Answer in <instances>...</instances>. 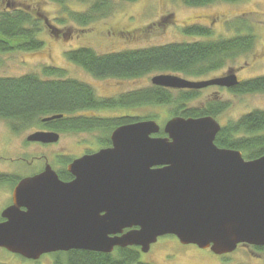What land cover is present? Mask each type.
Instances as JSON below:
<instances>
[{
    "label": "water",
    "instance_id": "obj_1",
    "mask_svg": "<svg viewBox=\"0 0 264 264\" xmlns=\"http://www.w3.org/2000/svg\"><path fill=\"white\" fill-rule=\"evenodd\" d=\"M152 83L202 89L232 87L238 79L158 74ZM220 129L212 116H176L163 127L164 137L157 136L156 120H141L115 128L111 146L72 160V180L48 163L15 187L13 204L2 213L0 247L33 260L73 249L138 246L147 253L167 235L218 255L239 244L264 247V155L247 160L240 150L217 146ZM59 137L37 132L28 140Z\"/></svg>",
    "mask_w": 264,
    "mask_h": 264
},
{
    "label": "trees",
    "instance_id": "obj_2",
    "mask_svg": "<svg viewBox=\"0 0 264 264\" xmlns=\"http://www.w3.org/2000/svg\"><path fill=\"white\" fill-rule=\"evenodd\" d=\"M61 7L59 17H50L40 11L17 6L12 1L0 7V54L13 51L41 49L45 41L40 37L46 25L53 39L80 36L98 20L108 18L119 4L135 3L137 0H44ZM188 7H205L214 3H240L244 0H181ZM74 2L85 6L82 10L72 9ZM253 22L241 16L227 22L234 34L214 37L213 28L207 24L181 26L182 33L198 37L163 45L99 53L90 46L70 48L64 52L72 63L81 66L98 79H139L155 73H172L190 80L209 79L240 57L255 53L258 36L253 32ZM61 26L57 28L56 26ZM72 30L74 31L73 34ZM123 32V31H122ZM192 40V41H191ZM43 74L27 73L17 77L0 76V120L7 121L12 132L20 133L29 127L38 126L61 133L92 132L107 129L108 134L99 140L102 146L111 144V132L122 125L149 120L156 113L135 117L88 116L87 110L107 108L127 109L141 107L165 108L170 117L218 118L230 107V102L218 99L193 106L201 96V89H174L151 84L145 88L121 92L113 97L99 96L95 88L82 80L66 76L62 67L45 66ZM154 75V76H155ZM210 76V77H209ZM234 94L264 92V75L242 80L229 88ZM162 112V111H161ZM83 113V114H82ZM163 113V112H162ZM52 115H60L44 121ZM167 115V116H168ZM159 136H166L161 130ZM215 143L221 148L240 150L247 160L264 155V110H253L239 120L222 124ZM65 167L71 158L60 156ZM61 179L69 181L72 175L64 168L59 169ZM7 181V176H0ZM1 180V179H0ZM171 236V235H170ZM264 250V247L254 246ZM138 246L116 247L111 253L73 249L56 252L54 264H153L141 262Z\"/></svg>",
    "mask_w": 264,
    "mask_h": 264
},
{
    "label": "rangeland",
    "instance_id": "obj_3",
    "mask_svg": "<svg viewBox=\"0 0 264 264\" xmlns=\"http://www.w3.org/2000/svg\"><path fill=\"white\" fill-rule=\"evenodd\" d=\"M9 1L17 6L30 8L32 12L40 11L50 17L62 15L59 5L44 0H0V7L2 8ZM69 6L77 10L85 8L78 2ZM241 16L248 17L253 22V32L258 36L256 51L240 57L214 73L212 77L223 76L226 73L228 75L230 70L231 74L243 79L264 75V0L222 2L198 8L188 7L181 0H137L135 3L122 2L112 15L93 23L77 37L72 30L70 34L74 33V35L71 37L53 39L54 36L45 25L40 33V37L45 41L41 49L0 54V76L43 74L42 68L45 66L62 67L66 70V76L87 82L95 88L99 96L110 98L121 92L150 86L153 84L152 78L155 73L139 79H98L81 66L70 62L64 55L67 49L84 45L94 48L99 53H107L185 41L188 37L193 40L205 38L193 35H187V37L182 33L181 26L193 23L210 25L213 28L214 37L230 36L234 32L228 28L227 22ZM56 27L61 28L60 25ZM211 99L230 102L228 110L217 118L221 124L229 120H239L243 115L256 109L264 110V92L234 94L228 89L214 85L202 88L200 98L192 105H203ZM83 113L91 117L126 115L140 117L156 113L150 120H156L162 127L171 118L165 114V108L148 106L136 109H95ZM37 127H29L20 133H14L7 121L0 120V174L28 177L44 170L48 163L58 171L64 167L56 159L58 156L74 159L85 151L96 150L100 147L99 138H103L109 132L107 129H95L92 132L61 133L55 142H30L28 137L36 132ZM9 203L10 190L1 186L0 213ZM8 255V252L0 248V264L7 262L16 264L13 260L6 258ZM52 257L47 254L37 263L21 258L18 264H54ZM15 258L18 259L17 256ZM140 261L153 264H264V250L257 249L253 245L239 244L235 251L218 255L211 249H202L195 244L185 245L176 236L167 235L160 237L152 244L147 253H141Z\"/></svg>",
    "mask_w": 264,
    "mask_h": 264
},
{
    "label": "flooded vegetation",
    "instance_id": "obj_4",
    "mask_svg": "<svg viewBox=\"0 0 264 264\" xmlns=\"http://www.w3.org/2000/svg\"><path fill=\"white\" fill-rule=\"evenodd\" d=\"M229 74H231V70L228 72V75ZM224 75H227V73L226 74H224ZM237 79H238V83L237 84H239L242 80H245V79H243V78H241V77H239L238 75H237ZM236 86V85H235ZM232 87H234V86H232ZM232 87H222L223 89H228V91H229V88H232ZM45 120V119H44ZM36 131V132H35ZM34 132L35 133H37V132H46V133H49V132H54V131H51V130H49V129H47V128H39L38 129V127H37V129L35 130ZM32 134H34V133H32ZM31 134V135H32ZM59 134V133H58ZM61 135V134H60ZM111 135V134H110ZM99 139H101V138H99ZM111 140V139H110ZM99 141V140H98ZM30 142H35V143H42V142H36V141H30ZM111 144H112V142H111ZM111 144H109V145H106V146H102L101 144H100V147L98 148V149H96V150H89V151H85V152H83L82 154H81V156H83V155H85V154H93V153H95V152H97V151H99L100 149H102V148H105V147H109V146H111ZM228 149H230V148H228ZM81 156H79V157H81ZM60 156H58L56 159H58ZM78 158V157H77ZM74 159H76V158H74ZM74 159H72V160H74ZM59 160V159H58ZM71 160V161H72ZM60 162V161H59ZM70 163V162H69ZM68 163V164H69ZM68 164L65 166V167H63L64 169H66L67 170V166H68ZM47 165V164H46ZM35 174H37V173H35ZM35 174H33V175H35ZM0 176H7L8 177V179H7V181L5 180V181H3L2 180V178L0 177V187L1 186H5L6 188H8L9 190H10V203L9 204H7L6 205V207L1 211V213H0V221H4L5 219L2 217V213H3V211L7 208V207H9L10 205H12L13 204V193H14V190H15V187L17 186V184L19 183V181L22 179V178H24V177H22V176H14L13 177V175H4V174H0ZM73 179V176H72V178L70 179V180H72ZM244 245H246V244H244ZM1 249H3V250H5L6 252H8V257H6V258H9V259H11V260H13L16 264H18V261L21 259V258H24V259H28V258H25L24 256H22V255H20V254H16V253H13V252H11V251H9V250H7L6 248H4V247H0ZM54 254L55 253H50V255L51 256H54ZM13 255H16L17 257H18V259H16L15 257L16 256H13ZM45 255H47V254H44V255H42L39 259H37V260H33V259H28V260H31L33 263H37V262H40V261H42V258L45 256ZM15 259V260H14ZM52 260H53V258H52ZM53 262V261H52ZM2 264H9V262H7V263H2ZM10 264H12V263H10ZM14 264V263H13Z\"/></svg>",
    "mask_w": 264,
    "mask_h": 264
}]
</instances>
